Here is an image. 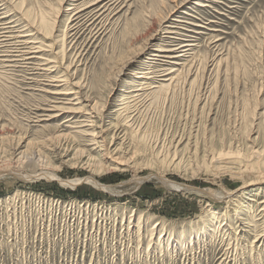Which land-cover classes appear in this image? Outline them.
I'll use <instances>...</instances> for the list:
<instances>
[{"label": "rangeland", "instance_id": "rangeland-1", "mask_svg": "<svg viewBox=\"0 0 264 264\" xmlns=\"http://www.w3.org/2000/svg\"><path fill=\"white\" fill-rule=\"evenodd\" d=\"M105 2L73 21V0H0V55L48 36L80 97L0 56V264H264V0H118L95 22ZM173 43L180 64L150 58ZM148 64L174 81L118 111Z\"/></svg>", "mask_w": 264, "mask_h": 264}, {"label": "bare ground", "instance_id": "bare-ground-1", "mask_svg": "<svg viewBox=\"0 0 264 264\" xmlns=\"http://www.w3.org/2000/svg\"><path fill=\"white\" fill-rule=\"evenodd\" d=\"M75 1V3L72 4V6L70 7V9H73L74 12H73V16L71 17V20L73 21H78L80 19L81 16L85 15V13L83 12H86L87 9H89L90 7L94 6L95 4H98L100 2H103L104 0H96L94 3L92 4H89V0H73ZM106 2L103 4V6H101V8L98 9V13L99 16L97 15L96 16V21H98L106 12H108V10H110L111 8L114 7V5L116 4V2L118 0H105ZM173 1V0H172ZM198 3V2H197ZM88 4V5H87ZM200 5H202V3H199ZM52 9V8H51ZM46 13V12H45ZM43 15V14H42ZM105 18V17H104ZM212 20V19H211ZM72 21V22H73ZM177 21H181V22H184L182 20H177ZM186 21V20H185ZM94 22V23H95ZM119 22V21H118ZM173 22V21H172ZM93 23V24H94ZM91 24V25H93ZM101 24V23H100ZM102 25V24H101ZM15 27V26H14ZM174 28H179L180 26L178 25H175L173 26ZM183 27V26H182ZM35 29V28H34ZM103 29V28H102ZM173 29V28H172ZM14 31H13V26L11 25H4L3 23H0V42L1 43H6L8 42L9 38L11 37L10 34H12ZM170 33H174L175 31H169ZM180 32V31H179ZM98 33V32H97ZM96 33V34H97ZM42 34V32H41ZM43 35V34H42ZM19 37V44H17L18 46H16L15 50L12 51V54L10 56H7V55H0V56H3L4 59H2L3 61H12V62H23L24 64L26 65H29V64H37V68L38 69H42L44 71H47L50 73V75L48 76L49 78L47 80L50 79V81H56V82H61L63 84H58L57 86L59 88L55 89V90H47V92H50L52 94H58V95H72V99L73 100H76L75 103H69V104H72V105H78L80 104V97L78 96V93L76 92L75 90V85L73 86H70L68 84H66L65 82H68L66 81V74H63L61 75V78H56V77H53L52 76V73L54 70L53 68H51V64L55 63V60H52L51 57H49L48 55H46L47 51H52L50 48H52L54 46V44H51L49 41H47L49 39L48 36L46 35H43V37L45 38L43 40V38H40L38 37L37 35L36 36H33L32 34H30L29 32L26 33V34H21V35H18ZM95 36V35H94ZM209 36V35H208ZM183 38V37H182ZM40 39V40H39ZM180 40V39H179ZM182 40V39H181ZM187 41V40H186ZM84 44V43H83ZM170 44V43H169ZM174 44V43H173ZM175 45V44H174ZM192 44H183V45H180V44H177L175 45L174 48H169V47H172L171 46H164V45H159L158 48L156 49V53H152V56H155V57H150L151 59H155V58H159V57H162V58H170L172 59V63L175 65V64H180V61L183 60V58L185 56H187V53L189 52V50H191L189 47L191 46ZM196 45V44H195ZM193 47V46H192ZM9 49V48H8ZM53 49V48H52ZM196 52V51H195ZM59 52H57L58 54ZM189 55V54H188ZM5 56L7 57H13V59L11 60H8L5 58ZM193 56V55H192ZM191 56V57H192ZM189 59V58H188ZM158 60V59H157ZM186 60V59H185ZM185 62V61H184ZM152 63V62H151ZM178 68V66H177ZM144 71H139L138 75L136 76L137 79V83H138V87L134 90H129L128 91V94L130 96H128L126 99V101L128 102H124L119 108H118V111H120L121 109H124V110H127L129 109V107L131 105H134L137 103V101H139L140 97H142V95L144 93L147 92V90L149 89H154V88H157V89H164L166 87L169 88V86L171 85V83L174 81V78H175V73L178 71V69H167L168 72H166L164 75H157L156 71H155V67H153L152 64H148L147 67L145 66V68H143ZM69 70V69H68ZM157 70V69H156ZM162 76L161 79H159V77ZM74 77V76H73ZM71 78V77H70ZM159 80H163V81H159ZM188 84V83H187ZM64 85H68V86H65L63 87ZM43 89V88H42ZM80 93V92H79ZM153 96V95H152ZM82 102V101H81ZM97 105V104H96ZM135 106V105H134ZM81 107H73L71 105H68V106H61L59 104H53L51 105V107H49L48 110H51V111H56L57 114L55 115H48L49 117L53 118V117H56V116H59L60 113H58L59 111L63 114V112H73V113H77V112H81ZM84 109V108H83ZM85 114H89V115H86L88 118H82L80 120V122H76L77 125L75 124H69L68 126L70 128H82L86 125H91L93 126V123L92 124H85V125H78V123H83L85 120L87 121H91L90 118L92 117L91 116V113H88L86 112ZM97 115V114H96ZM95 115V116H96ZM80 117H84V116H80ZM131 117V116H130ZM66 122V121H64ZM99 130V129H98ZM101 130H103L101 128ZM102 132V131H101ZM99 134V133H98ZM101 134V133H100ZM95 135V134H94ZM93 135V137H94ZM98 136V135H97ZM96 136V137H97ZM94 143H97L96 141ZM167 146V145H166ZM100 148V147H99ZM222 150V149H221ZM258 155V154H257ZM262 155V154H261ZM216 158V157H215ZM222 158V156H221ZM112 159V158H111ZM115 160V159H114ZM251 163V162H249ZM194 164V163H193ZM247 165V162L245 163ZM256 164V163H255ZM254 164V165H255ZM259 164V163H258ZM183 165V164H182ZM253 165V164H252ZM212 166V165H211ZM251 166V164H250ZM241 167V166H240ZM259 167V166H258ZM260 169V168H259ZM127 170V169H126ZM257 171V169L255 170ZM261 171V170H260ZM259 171V173H261ZM258 173V174H259ZM50 174V173H49ZM20 176H22L24 179H27L29 178L28 175H21V174H18ZM44 176L49 177V178H59L57 176V174H52V175H48V174H43ZM152 176V175H151ZM259 176V175H258ZM150 177V176H149ZM61 178V177H60ZM161 178H159L160 180ZM60 182L62 184H65V185H68V186H71V187H74L78 182L79 180L77 179H70V180H66V179H59ZM87 181L89 182H93L97 187L101 188V189H105V190H111L110 186L108 185H105V184H100L96 179H94L93 177H89L86 178ZM136 180V179H135ZM78 181V182H77ZM162 181L165 185L169 186L170 188H175V189H178V190H184L182 189V187H185L183 184H180V183H177V182H174V181H169V180H166L164 178H162ZM161 181V182H162ZM248 184V183H247ZM248 186V185H247ZM243 188V187H242ZM186 189V188H185ZM191 189V188H190ZM244 189V188H243ZM206 195H210V196H214L215 198L217 199H224V198H227L231 193H226V194H216L214 192H209L208 189H201ZM234 192V191H233ZM232 192V193H233ZM264 202V201H263ZM263 208V207H262ZM223 215H227L225 212L223 213ZM184 231L182 232V237H185L184 236ZM154 239V238H153ZM200 239V238H199ZM174 241V240H173Z\"/></svg>", "mask_w": 264, "mask_h": 264}]
</instances>
